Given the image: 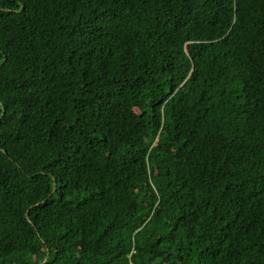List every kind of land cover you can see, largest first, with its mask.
Masks as SVG:
<instances>
[{
    "label": "trees",
    "instance_id": "trees-1",
    "mask_svg": "<svg viewBox=\"0 0 264 264\" xmlns=\"http://www.w3.org/2000/svg\"><path fill=\"white\" fill-rule=\"evenodd\" d=\"M0 264H264V0H0Z\"/></svg>",
    "mask_w": 264,
    "mask_h": 264
}]
</instances>
